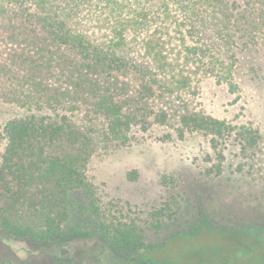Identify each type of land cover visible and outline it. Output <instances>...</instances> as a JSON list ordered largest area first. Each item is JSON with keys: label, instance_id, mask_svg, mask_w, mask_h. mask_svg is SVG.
Instances as JSON below:
<instances>
[{"label": "rangeland", "instance_id": "obj_1", "mask_svg": "<svg viewBox=\"0 0 264 264\" xmlns=\"http://www.w3.org/2000/svg\"><path fill=\"white\" fill-rule=\"evenodd\" d=\"M262 2L224 0L233 16L248 10L261 21L252 36L238 32L234 53L223 56L213 44L221 32H208L207 38L188 17L195 6L214 22L219 13L211 0H131L120 20L128 21L138 8L142 21L135 30L127 26V54L149 70L159 66L162 82L174 93L154 91L151 83L154 92L139 99L143 83L123 77L133 93L126 98L120 92L119 100L144 123L121 128L119 138L111 133L80 159L81 174L93 189L71 192L69 220L63 225L80 232L40 242L0 231V264H148L152 250V261L161 264H264ZM22 90L28 86L11 80L0 86V94H13L0 95V162L10 120L65 116L88 132L105 131L99 118L86 114L88 108L79 103L71 108L66 96L60 108L25 107L22 97L31 102L36 97H25ZM184 115L211 119L222 128L216 133L201 121L185 125ZM18 162L27 164L26 159ZM116 228L137 234L136 263L128 262L133 252L113 246Z\"/></svg>", "mask_w": 264, "mask_h": 264}, {"label": "trees", "instance_id": "obj_2", "mask_svg": "<svg viewBox=\"0 0 264 264\" xmlns=\"http://www.w3.org/2000/svg\"><path fill=\"white\" fill-rule=\"evenodd\" d=\"M130 1L0 0V86L9 80L27 85V92L22 90L24 96L34 94L36 99L31 102L22 97L25 107L60 108L66 96L71 108L78 103L88 108L86 114L91 119L99 118L106 131L88 132L86 126L74 125L65 116L45 119L31 114L7 122V143L0 162V231L9 236L55 242L80 232L63 230V225L69 220L71 192L93 189L81 174V160L91 154L95 143L107 140L111 133L117 138L121 128L144 123L142 116L134 109L125 110L124 102L119 100L120 92L126 98L133 93L123 77L143 83L139 99L146 91H153L151 83L155 84L154 91L162 88V94L174 93L162 82L159 66L149 70L127 54L131 43L127 26L135 30L142 21V10L138 8L128 14V21L120 20ZM211 5L219 13L214 22L207 19L204 10L193 6L188 16L190 25L207 38L211 37L208 32L219 30L220 39L213 42L217 52L223 56L233 54L238 32L241 37L252 36V28L261 20L248 10L233 16L224 0H211ZM104 37L105 41L100 39ZM174 84L179 83L175 80ZM198 119L184 115L182 121L185 125L201 121L216 133L222 128L211 119ZM46 145L52 150L45 151ZM20 159H26V166L18 162ZM114 235L117 240L113 239V246L133 252L128 262L136 263L138 237L134 230L116 228ZM153 253L147 254L148 264L160 263L152 261Z\"/></svg>", "mask_w": 264, "mask_h": 264}]
</instances>
